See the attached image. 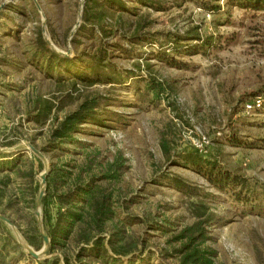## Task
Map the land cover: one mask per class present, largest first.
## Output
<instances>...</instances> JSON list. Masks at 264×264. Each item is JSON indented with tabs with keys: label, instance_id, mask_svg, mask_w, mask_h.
Masks as SVG:
<instances>
[{
	"label": "rangeland",
	"instance_id": "374dc122",
	"mask_svg": "<svg viewBox=\"0 0 264 264\" xmlns=\"http://www.w3.org/2000/svg\"><path fill=\"white\" fill-rule=\"evenodd\" d=\"M85 1L0 0V148L8 149L1 153L24 155L20 168L35 171L34 179L24 181L32 188L39 182L40 190L42 174L48 171V178L54 165L72 171L73 179L87 167L92 175H101L109 171L110 164L121 163L120 178L111 184L119 203L117 214L121 220L134 216L143 222L119 226L144 241L141 251L118 256L121 264H129L135 255L145 257L146 262L134 257L133 264H180L174 251L179 247L175 236L195 221L190 208L193 201L205 202L213 214L205 246L216 251L215 264H264V108L245 109L255 96L264 98V11L231 0L216 2L222 5L217 13L205 9L203 0H155L159 8L143 7L137 15L110 13L108 27L118 28L119 35H131L141 23L148 25L146 31L155 38L134 46L136 57L117 60L123 70H138L135 63L140 62L142 75L114 89L103 83L79 84L81 90L75 97L93 91L111 95L115 102L106 109L121 116L106 120V126L83 125L75 142L49 153L42 148L51 127L75 110L80 100L66 101L44 127L31 121L27 112L38 99L65 95L73 80L64 86L49 78L29 61L25 51L39 27L52 42L47 40L50 46L63 56H76L83 46L89 49L91 40L86 37L79 38L83 46L72 42L82 23ZM196 32L201 40L190 38ZM177 36L186 39L178 43ZM98 44L92 38V52ZM147 64L152 66L147 68ZM149 78L156 90L148 89ZM10 135L19 142L5 145ZM28 143L42 151L45 159L29 147L14 150ZM187 153L215 161L216 172L229 173L240 182L226 188L216 186L194 169ZM5 175L0 172V178ZM12 180L11 187L22 182L15 174ZM2 206L0 213L16 230L2 221L30 256L28 260L22 253L20 264H41L56 254L62 258V251L34 258L21 244L25 240L35 251L42 250L35 249L24 234L28 224H34V210L23 203L14 209L3 210ZM41 212L43 221L42 207ZM109 232L104 235L109 237ZM73 252V247L65 251L70 256Z\"/></svg>",
	"mask_w": 264,
	"mask_h": 264
},
{
	"label": "trees",
	"instance_id": "16d2710c",
	"mask_svg": "<svg viewBox=\"0 0 264 264\" xmlns=\"http://www.w3.org/2000/svg\"><path fill=\"white\" fill-rule=\"evenodd\" d=\"M132 1L136 5H129L128 0H86L82 23L72 42L76 47L83 46L79 38L86 37L91 40V45L89 49L81 47L73 57L56 52L45 39L42 28L39 27L36 30L31 46L25 51L29 61L58 83L64 85V82L73 81L65 95L54 99H38L27 112L30 120L44 127L49 123L52 115L66 105V101L80 100L75 110L66 113L56 125L51 127L47 143L42 148L44 151L57 152L63 149V145L75 142L76 134L81 132L85 124L106 126V120L121 116L106 109L108 105L115 102L111 95L104 96L100 91H93L81 93L77 98L74 94L80 93L79 84L88 86L103 83L109 84L110 89H114L116 85L124 84L127 79L142 75L140 62L135 63L138 70H123L118 67L117 60L136 57L134 46L152 42V39H155L149 36V31H146L148 25L142 26L140 23L131 35H119L118 28L110 29L107 24L110 13L137 15L143 7L159 8L155 0ZM218 1L220 0H203L200 3L208 11L217 13L222 10V5L216 3ZM231 1L241 7L264 11V0ZM110 36L115 37L116 41H109ZM92 38L99 41L98 45H93L95 48L93 52ZM190 38L202 39L198 32L192 34ZM184 39H186L185 36H177L175 41L180 43ZM140 56H143L142 53L138 55ZM151 66L146 65L147 68ZM149 74H152L151 71ZM146 81L149 90L158 88L153 78ZM5 139L7 146L19 142V139L17 141L12 139V135ZM14 155L0 152V172L6 174L0 178V205H3L4 210V207L18 208L23 203L28 209L34 210V224L29 223L24 234L30 244L40 250L44 245V238L40 235L35 216L40 183L35 182L33 188L30 187V183L27 185L24 179H34L35 171L34 169L28 172L23 171L19 161L24 155L19 154L13 157ZM34 157L40 162L37 156L34 155ZM186 159L194 169L204 173L220 188L229 187L230 183L240 182L239 178L231 177L229 173H222L221 170L216 172L217 163L204 158L199 153H187ZM109 166L111 167L109 171L101 175H92L87 167L72 179V171L67 172L60 166L54 165L47 178L46 194L43 198V224L45 233L51 241L49 254L53 255L62 251L64 255L62 258L57 254L53 255L51 258L42 260L41 264H61L62 262L64 264H121L118 256H129L142 250L141 245L144 241L128 235L123 228L126 224H139L143 222L142 219L128 216L121 220L117 214L119 203L114 197L115 189L111 184L120 178L123 165L112 163ZM12 174L22 178V182L13 186L14 188L11 187L14 182ZM177 179L180 180V178ZM106 180L110 184L104 182ZM190 206L195 221L184 226L176 234L175 240L179 243V247L174 248V251L179 256L180 264H215L216 251L205 246L206 241L210 239L209 226L213 221V214L203 201H193ZM120 224L123 226H119ZM107 232L110 233L109 237L104 235ZM72 247L73 254L67 255L65 251ZM22 253L29 260L30 256L15 240L13 231L0 220V264H20ZM11 256L14 257L11 258ZM134 257H137L136 261L146 262V258L141 255ZM133 258L130 259L129 264H133ZM84 260L88 261L84 262Z\"/></svg>",
	"mask_w": 264,
	"mask_h": 264
},
{
	"label": "water",
	"instance_id": "95a60500",
	"mask_svg": "<svg viewBox=\"0 0 264 264\" xmlns=\"http://www.w3.org/2000/svg\"><path fill=\"white\" fill-rule=\"evenodd\" d=\"M2 8H3V5L0 6V10ZM81 18H82V15L80 17V20H81ZM77 25H80V21L78 22ZM74 33H75V31H72L71 34L73 35ZM48 42L52 44V42L50 40H48ZM25 147L31 148V150L35 154H37L41 158L45 159V156L42 153V151H40L39 149H37L31 143H28L27 145H17L14 148V150L21 151ZM7 150L8 149H6V148H0V152H6ZM47 175H48V171H45V173L42 174V185H41V190H40V193H39V196H38V200H37V211H36V215H37L38 221H39L40 234L44 238V247L42 248L41 251L37 252L34 249H32L25 240H22V242H21V244L23 245V247H25L34 258H40V256L48 254V252L50 250V245H51L50 238L46 235L45 230H44V224H43V221H42V212H41V207H42V204H43V198L45 196V190H46ZM0 219L3 220V221H5V222H7L8 224H10L16 230V228L13 225L12 221L8 217H6L5 215H3V214L0 213Z\"/></svg>",
	"mask_w": 264,
	"mask_h": 264
},
{
	"label": "built area",
	"instance_id": "2783aa9c",
	"mask_svg": "<svg viewBox=\"0 0 264 264\" xmlns=\"http://www.w3.org/2000/svg\"><path fill=\"white\" fill-rule=\"evenodd\" d=\"M264 108V98L261 95H257L254 98L247 101L245 109L247 112L258 111Z\"/></svg>",
	"mask_w": 264,
	"mask_h": 264
}]
</instances>
